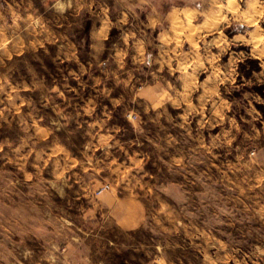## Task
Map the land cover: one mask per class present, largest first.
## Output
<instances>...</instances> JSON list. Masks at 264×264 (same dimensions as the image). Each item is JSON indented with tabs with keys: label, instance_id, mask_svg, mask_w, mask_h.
Segmentation results:
<instances>
[{
	"label": "rangeland",
	"instance_id": "374dc122",
	"mask_svg": "<svg viewBox=\"0 0 264 264\" xmlns=\"http://www.w3.org/2000/svg\"><path fill=\"white\" fill-rule=\"evenodd\" d=\"M67 262L264 264V0H0V264Z\"/></svg>",
	"mask_w": 264,
	"mask_h": 264
},
{
	"label": "crops",
	"instance_id": "0c3cea01",
	"mask_svg": "<svg viewBox=\"0 0 264 264\" xmlns=\"http://www.w3.org/2000/svg\"><path fill=\"white\" fill-rule=\"evenodd\" d=\"M168 18L170 22H177V17L173 12L168 14ZM160 21L161 19L157 16H154L151 20H147L155 28L158 27ZM198 25L202 29L207 27L205 22H200ZM122 163H118L115 169H123ZM103 185L104 183L102 182L99 186ZM117 185L116 188H111L112 190L104 193L99 198L91 196L86 187L82 188V191L79 193L78 199L81 200L83 207L82 218L90 223L92 227L91 232L109 234L108 228L110 227H116L123 232H131L141 228L147 219H149L145 208L147 206L146 200L134 191L133 188L125 187L127 183L122 184L121 182L120 184L117 183ZM129 189L130 191H128ZM108 241L107 239V242H104L102 248L108 243L111 246H116L112 241ZM81 247V243H71L65 247L64 250L67 251L68 255L67 260L72 259L78 254ZM109 249L112 251L114 248L110 247ZM166 263L168 264V262ZM67 264H70V262H67ZM71 264L73 263L71 262Z\"/></svg>",
	"mask_w": 264,
	"mask_h": 264
},
{
	"label": "built area",
	"instance_id": "2783aa9c",
	"mask_svg": "<svg viewBox=\"0 0 264 264\" xmlns=\"http://www.w3.org/2000/svg\"><path fill=\"white\" fill-rule=\"evenodd\" d=\"M110 189V186L109 185H105L104 187L100 188L98 191H97V194H102L103 192H105L106 190Z\"/></svg>",
	"mask_w": 264,
	"mask_h": 264
}]
</instances>
